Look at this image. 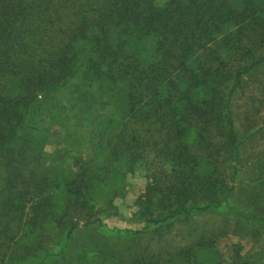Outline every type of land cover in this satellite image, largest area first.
Returning a JSON list of instances; mask_svg holds the SVG:
<instances>
[{"label":"trees","instance_id":"16d2710c","mask_svg":"<svg viewBox=\"0 0 264 264\" xmlns=\"http://www.w3.org/2000/svg\"><path fill=\"white\" fill-rule=\"evenodd\" d=\"M262 65L264 0H0V264H74V234L104 224L142 164L143 228L117 230L122 238L215 211L264 227L230 203L222 171L231 161V180L264 186L239 170L232 112ZM80 75L87 93L74 104L112 109L98 113L95 153L70 170L45 156L42 104ZM128 254L111 256L153 264L145 250ZM194 254L164 264H194Z\"/></svg>","mask_w":264,"mask_h":264},{"label":"rangeland","instance_id":"374dc122","mask_svg":"<svg viewBox=\"0 0 264 264\" xmlns=\"http://www.w3.org/2000/svg\"><path fill=\"white\" fill-rule=\"evenodd\" d=\"M56 97L46 99L45 156L64 168L76 170L98 145L97 124L101 116L111 113L110 106L96 104L93 111L74 104L72 96L87 93L80 77ZM232 112L238 140L241 141L239 170L249 179L264 177V65L244 76L232 98ZM231 161L222 169L226 187L233 185L230 203L239 211L264 216V186L247 179L231 180ZM149 168L142 164L120 185V196L114 199L115 212L103 218V225L80 228L73 237L67 256L74 264H116L114 252L137 255L143 250L148 261L164 264L166 259L180 257L182 250L192 247L194 264H264V227L235 217L225 211L205 212L188 219H178L159 231L148 230L139 239L122 238L116 231L142 229L135 216L136 199L144 192ZM129 255V254H128ZM179 255V256H178ZM147 261V262H148ZM156 261V262H155ZM47 264H64L54 259Z\"/></svg>","mask_w":264,"mask_h":264}]
</instances>
